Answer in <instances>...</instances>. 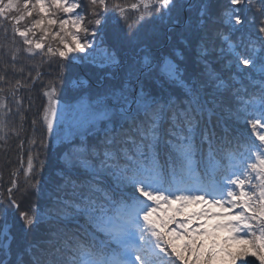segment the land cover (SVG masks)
<instances>
[{"label": "snow or ice", "instance_id": "1", "mask_svg": "<svg viewBox=\"0 0 264 264\" xmlns=\"http://www.w3.org/2000/svg\"><path fill=\"white\" fill-rule=\"evenodd\" d=\"M257 2L259 16L250 17L251 0L112 3L131 39L136 35L129 10L138 13L137 23L167 17L164 50L145 49L142 61L127 64L112 55L118 74L85 105L93 142L66 144L49 183L36 180L39 171L29 156L28 188L43 204L20 212L14 236L7 228L12 209L18 210L12 190L0 199V264H217L224 258L228 264H264V0ZM88 4L91 16L100 17L99 9L108 16L107 0ZM80 7L75 0H0V18L10 19L29 57L44 52L51 35L62 47L47 46V55L67 58L92 47L81 42L89 28L76 12ZM33 13L38 18L21 29ZM53 25L59 31L52 32ZM35 30L43 33L40 40L29 37ZM236 78L258 83L242 94ZM49 88L43 120L55 135L54 123L62 128V121L55 84ZM249 127L255 139L245 136ZM176 202L223 211L193 213L182 221L154 216L161 203ZM193 216L217 222L210 229L189 228ZM221 229L228 235L221 237ZM229 240L238 251L224 246Z\"/></svg>", "mask_w": 264, "mask_h": 264}, {"label": "trees", "instance_id": "2", "mask_svg": "<svg viewBox=\"0 0 264 264\" xmlns=\"http://www.w3.org/2000/svg\"><path fill=\"white\" fill-rule=\"evenodd\" d=\"M5 2H7V0H5ZM22 2L23 0H21V5ZM75 2L81 3V7L78 8L76 12L85 16L84 24L89 28L87 34L81 33V42L91 44L92 47L86 48L84 52L76 51L69 53L67 58L47 55V46H51L53 49L62 47L59 38H53L51 35L43 41L46 45L45 51L39 52V50H37V55L29 57L28 53L24 50L27 46L23 44L22 39L18 35L13 33L10 19L3 20L0 18V76L4 77L3 80H0V97L6 98L8 101L10 98H14L17 100L18 105L24 107L26 105L30 106V104L36 103V101L33 102L32 96L35 95L33 93L34 90L39 88L37 84L40 81L45 82L53 78H60L61 73L67 71H69L74 78L79 77L82 78V80L92 81V78L85 73L84 64L91 65L90 67L93 68L92 63L101 62L105 56L111 59L114 53L116 59L120 60L122 63L123 58L129 57L133 52L140 55L145 53V49L151 52L156 48L163 47L161 50H164L165 33L171 28V25L167 22V17H165L164 20H161L159 16H156L154 19L146 17L147 23H137L136 16L138 13L129 10V23L133 24V32H135L136 35L135 39H131L132 33L129 32L124 21L119 19L115 13L111 11L113 2H119L127 7L137 2V0H107L109 5L107 17L104 16L103 9H99L101 12L100 17L91 16L88 0H75ZM183 2H186V0ZM252 14L259 16L257 0H251V12L246 13L249 17ZM11 15H17V13L13 12ZM36 18L38 17L33 13V16L22 21L19 27L24 29L26 26H30L32 20ZM56 18L63 19L65 17L63 13H57ZM96 19H101L104 23L102 25L96 24ZM140 23L143 24V27H140ZM258 26V24L254 26L253 30L258 28ZM245 28H248L247 24ZM51 31H59L58 25L51 26ZM93 33H95V35H93ZM226 34L227 33H225V35ZM42 35L43 33L39 30H35V35L30 33L29 37L34 40H40ZM13 56L16 57L15 60H13ZM238 79L239 78H236L233 83L236 88L240 89L242 94L245 87L251 92L253 83H258V80L255 82L247 80V82L243 84L237 83ZM44 86V83H42L43 88ZM24 95H26L25 97L29 96L31 101L25 103L24 99L20 97ZM244 98L247 99L248 97L245 96ZM17 110L23 114V110L25 109L17 108ZM80 139L83 140V138ZM86 139L90 143L93 142L90 134ZM42 153V146L38 145L36 155H40L39 162L42 161L44 165L49 164L46 160L41 158ZM64 153L63 151H59L52 157H50V153H45V157L50 163H53V165L50 166L51 168L49 170L46 168L43 169L42 176L44 179L39 181L47 184L50 182L51 176L59 172L60 169L58 165L61 163L60 158ZM16 167V164H14L13 167L7 166L5 170L9 171H7L8 175L6 173L5 175L7 176H4L3 174L0 178V199L7 200L6 189L13 185L14 173L17 172ZM45 191H47V189H45ZM12 197L18 204V210L16 209L13 212V221L10 230L14 236H18L20 212H30L34 206L37 208L41 207L43 199L37 194L35 188L29 189L20 179L18 184L13 187ZM3 227V222L0 220V229ZM13 247H16L15 242H13ZM225 247L228 248V246ZM238 249L230 250L236 252ZM248 259L254 258L249 257ZM219 264H228V261L225 258V262H220ZM237 264H241V262L238 261Z\"/></svg>", "mask_w": 264, "mask_h": 264}, {"label": "rangeland", "instance_id": "3", "mask_svg": "<svg viewBox=\"0 0 264 264\" xmlns=\"http://www.w3.org/2000/svg\"><path fill=\"white\" fill-rule=\"evenodd\" d=\"M162 48H156L151 52L159 54ZM144 55L145 53L139 55L133 52L129 57L123 58L122 64L142 61ZM90 66L84 64L85 73L92 78V81H87V83L77 82L78 80H82V78H74L69 71L62 72L60 78H53L45 82L40 81L37 84L40 90L39 88L35 89L33 92L35 95L32 96L33 102L36 101V103L30 104V106L26 105L24 107L18 105L17 100L14 98H10L8 101L6 98L0 97V119L4 122L3 126L0 127V178L3 174L7 176L8 170H5L7 166L13 167L20 158L22 160L18 164V179L22 180L28 186L31 176L25 173L28 171V159L31 156L34 169L39 171V175H36L35 172L31 175H36V180H43V169L46 168L49 170L51 168L50 166L53 165V163L47 160L45 153H50V157H52L59 151L65 152L64 146L69 142L73 140L79 141L81 140L80 138L86 139L89 137V134H86V129L88 128V113L85 105L90 99L95 98L101 84L111 79L113 74H118L119 72L106 56L101 62L92 63L93 68ZM42 83L45 85L44 88L42 87ZM50 84H55L56 87L54 99L57 101V108L62 121V128L54 123V127L56 128L55 135H49L47 133L43 120L44 109L48 106V97L44 93L50 91ZM25 96H20L24 99L25 103L31 101L29 96ZM17 108H24L23 114L18 112ZM38 145H41L43 149L41 158L49 164L44 165L42 161L39 162L40 155H36ZM6 173L7 175H5ZM32 183H35V181H32ZM191 205H199L201 210L199 212H192ZM159 207L163 209V217L166 219L167 217L175 215H183L182 219L185 220L193 213L223 211L218 207L195 203L181 206L179 202H176L171 205L161 204ZM177 208L180 209L179 212H175ZM207 218V222L209 223L207 228L210 229L211 225L217 221L214 218ZM223 232L228 234L225 230L221 229L220 233L222 234ZM175 242L177 244L181 243L179 240Z\"/></svg>", "mask_w": 264, "mask_h": 264}]
</instances>
